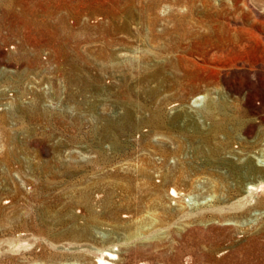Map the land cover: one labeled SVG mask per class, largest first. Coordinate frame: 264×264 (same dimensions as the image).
I'll list each match as a JSON object with an SVG mask.
<instances>
[{
	"label": "rangeland",
	"instance_id": "1",
	"mask_svg": "<svg viewBox=\"0 0 264 264\" xmlns=\"http://www.w3.org/2000/svg\"><path fill=\"white\" fill-rule=\"evenodd\" d=\"M262 184L264 0H0V264H264Z\"/></svg>",
	"mask_w": 264,
	"mask_h": 264
},
{
	"label": "built area",
	"instance_id": "2",
	"mask_svg": "<svg viewBox=\"0 0 264 264\" xmlns=\"http://www.w3.org/2000/svg\"><path fill=\"white\" fill-rule=\"evenodd\" d=\"M20 43L19 39H14L9 43L8 48L12 49V50H16L18 45ZM50 49L49 48H44L41 51V66L39 69H37L33 75L28 76L29 81L27 82V84H29V86L31 88H33V91L35 94L44 96V102L46 103V101H49L51 103V106L54 104L53 101V95L56 97L55 100H57V102L59 103L61 101L62 98L66 97L67 94V90L65 89V84L64 82L60 83V78L59 76L55 75V74H46L44 72V68L46 67H51L54 64H51L50 62L47 61V57L50 54ZM47 76L49 77V79H47ZM54 76H56V78H54ZM56 87V88H54ZM65 90H64V89ZM55 91V92H54ZM9 98L11 100L15 99L17 101H20L21 99L19 98V96H16L14 94V91L10 90L9 91ZM68 97V96H67ZM173 189L175 192H172ZM169 194L170 197L172 198V200L176 203V202H182L184 203L186 206H190L193 205L194 203L192 202V197L188 194H184L181 193V191L175 189V188H170L169 190ZM10 200H6L5 202L8 203ZM184 201V202H183Z\"/></svg>",
	"mask_w": 264,
	"mask_h": 264
},
{
	"label": "bare ground",
	"instance_id": "3",
	"mask_svg": "<svg viewBox=\"0 0 264 264\" xmlns=\"http://www.w3.org/2000/svg\"><path fill=\"white\" fill-rule=\"evenodd\" d=\"M197 52V51H196ZM259 184V183H258ZM264 186V184H262ZM261 185H256V184H248L246 186V189L244 190L246 193L251 194L255 192L258 187ZM172 192H175L173 189H171ZM116 255L113 252V249L107 248L105 250H102L99 254V256L96 258L95 262L96 264H113V260L116 259Z\"/></svg>",
	"mask_w": 264,
	"mask_h": 264
}]
</instances>
